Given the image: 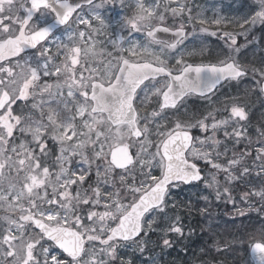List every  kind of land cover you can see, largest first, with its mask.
Returning a JSON list of instances; mask_svg holds the SVG:
<instances>
[{
  "label": "snow or ice",
  "instance_id": "obj_1",
  "mask_svg": "<svg viewBox=\"0 0 264 264\" xmlns=\"http://www.w3.org/2000/svg\"><path fill=\"white\" fill-rule=\"evenodd\" d=\"M115 2L0 0V264H137V254L193 234L181 209L208 217L213 201L254 211L260 226L225 240L209 225L201 252L247 243L253 264H264V111L256 126L250 108L253 94L264 105V0H239L234 15L214 4L211 16L195 0H119L132 11L122 24L144 40L111 41L118 55L93 67L106 51L94 39L107 27L101 10ZM58 26L66 41L50 39ZM208 37L222 43L212 48ZM257 47L258 64L241 58ZM197 56L209 62H189ZM249 79L242 94L222 93ZM193 96H223V106L185 119ZM117 129L127 143H113ZM185 186L204 207L176 200ZM216 255L201 264H224ZM141 264L160 262L150 254Z\"/></svg>",
  "mask_w": 264,
  "mask_h": 264
},
{
  "label": "rangeland",
  "instance_id": "obj_2",
  "mask_svg": "<svg viewBox=\"0 0 264 264\" xmlns=\"http://www.w3.org/2000/svg\"><path fill=\"white\" fill-rule=\"evenodd\" d=\"M195 3L203 5L206 9V15L211 16L212 15V7L214 4H222V11L225 14H230V15H234L237 14L235 9L239 6V0H237L236 3L233 2V0H195ZM87 12V11H85ZM132 14V11L127 8V7H122L119 3V0H116L115 3L112 4H108L105 6L104 9L101 10V15L102 17L105 19V23L107 25V27L104 29L102 34L96 35L94 37V39L100 41L99 45H98V49H105L106 51L101 54L96 61H94L92 63L93 67H96L97 65H101V61L106 62L107 60L111 59V57L107 56V52H111L113 54V57L118 55L117 51L113 48V45L111 43V41L113 40H118L120 39L122 36L123 37H128L129 35H131L132 39L138 40V41H143L144 40V35L143 33H130L127 26L122 24L123 18L126 16H130ZM93 23H97L95 21H93ZM84 26H81V29H83ZM61 40L66 41V32H64L63 34L59 35ZM216 39V37H208V39ZM208 42V41H207ZM123 47H128L127 41L122 42ZM53 50H55V46L52 45ZM259 51H261V48L259 47ZM119 55H125V56H129V54L127 53H119ZM199 57V56H197ZM132 59H135L133 57H130ZM242 58V57H241ZM249 60H253V56L252 57H248ZM201 60H204V58H201ZM102 66V65H101ZM77 67L79 68V65H77ZM85 75H87V73H85ZM55 77H48V78H43L41 83L44 82H48V83H52L55 81ZM228 87H225V89H227ZM223 91V89H222ZM192 98V97H190ZM260 98V97H259ZM189 99V98H188ZM219 99H221V96L218 97H213L214 101H218ZM262 98H260L261 100ZM208 101H207V105H208ZM216 103H214V105H208L210 108H215L216 107ZM264 108V107H263ZM181 111L183 112V109H181ZM171 114L169 113V116ZM251 128H249L248 131H250ZM18 135V134H17ZM111 136L114 137L113 143H116V140H121L124 143H127V138L129 136V132L127 130H120L117 129L115 132L110 133ZM203 138V137H201ZM218 138L223 140V134L222 132L218 133ZM153 139H155V137H153ZM256 139V133L254 134V138L253 140L255 141ZM131 150L134 151V153L136 152V147L133 146L131 147ZM202 162V161H200ZM202 187V184H201ZM196 190L194 188H191L190 186L185 188L183 191H176L174 192V196L176 198L177 201H183L185 204H187L188 199L192 200L195 199L197 200V197L195 195H193V193ZM231 205V204H230ZM232 206V205H231ZM2 211V209H0ZM181 214L186 217L188 219L187 225L185 227V233L187 234V226L191 225V227L193 228V234L188 237L187 239H181L180 241H178L176 244L173 245L172 248L170 249H163L161 248L159 245H157L153 250L152 253H145L144 256H139L137 254V264H141V262L148 256V255H155L159 262H162L163 260L165 261H169L173 264H184V261L190 263L192 262L193 264H199V262H193L194 261V257L197 258L200 256L201 252L200 251V247L196 248L195 251L192 249L193 248V244L194 241L198 238H200L202 236V234L200 233V230L198 227H195L193 225V219H194V214L192 213L191 216H189L187 214V210L186 209H181ZM152 235V234H150ZM175 234H171L170 235V239L174 238ZM154 239V238H153ZM158 250V251H156ZM250 262V259H249ZM246 264V263H244ZM251 264V262H250Z\"/></svg>",
  "mask_w": 264,
  "mask_h": 264
},
{
  "label": "trees",
  "instance_id": "obj_3",
  "mask_svg": "<svg viewBox=\"0 0 264 264\" xmlns=\"http://www.w3.org/2000/svg\"><path fill=\"white\" fill-rule=\"evenodd\" d=\"M257 35H259V26L257 28ZM252 50V49H250ZM255 50V49H254ZM260 54L253 55V63L256 61H259ZM243 91V87L241 88V92ZM240 92V93H241ZM250 105L252 106V121L254 125L258 126L259 123V117L260 112L264 111V108L258 103L257 99L250 97ZM255 127H253V131L251 134L255 132ZM258 146V145H254ZM239 148H243L244 145L241 144L238 146ZM251 179V178H250ZM241 188L244 186L241 185ZM251 188V186H249ZM247 190V189H246ZM253 201L258 200V198L253 197ZM220 211L222 212L221 216V222L220 225L217 226V228H213L212 230L217 234V238H223L225 240H229L232 238L233 235L238 234L241 230H243L245 233H250L254 228H258L260 226L259 218L257 217L256 213L248 212L246 216H239L236 214V212L233 210V207H230L229 204L227 206H224L220 202ZM238 207L246 208L247 205L243 203H238ZM259 206V204H257ZM208 231V230H205ZM207 239H209V234ZM207 239H205L202 244L201 242H198L195 246L200 247L201 249H207L209 243L207 242ZM211 240V239H210ZM212 243V240H211ZM249 246L247 243H245L243 246L236 245L235 251L228 253L227 255L220 254L216 255L214 252H204L201 253L199 257L196 258L197 262H201L202 260H207L209 258V255H216L217 260L224 261V264H249ZM185 263V261H184Z\"/></svg>",
  "mask_w": 264,
  "mask_h": 264
},
{
  "label": "flooded vegetation",
  "instance_id": "obj_4",
  "mask_svg": "<svg viewBox=\"0 0 264 264\" xmlns=\"http://www.w3.org/2000/svg\"><path fill=\"white\" fill-rule=\"evenodd\" d=\"M85 11H87V7H85ZM21 15H23V13H21ZM51 17H46L44 21H41V23H51ZM65 32L64 27L57 29L55 31V33H53L54 35H52V37H50V39H54L55 37H59V35L63 34ZM31 50H29L30 52Z\"/></svg>",
  "mask_w": 264,
  "mask_h": 264
},
{
  "label": "water",
  "instance_id": "obj_5",
  "mask_svg": "<svg viewBox=\"0 0 264 264\" xmlns=\"http://www.w3.org/2000/svg\"><path fill=\"white\" fill-rule=\"evenodd\" d=\"M76 2H78V0H76ZM56 28H57V27H56ZM158 35L164 36V35H166V34L160 33V34H158ZM129 151H130V150H129ZM130 153H131V151H130ZM116 154H117V155H120V156H123V155H124V151H123V149H122L120 146L116 148ZM250 256H251V260H252V262H253V256H252L251 251H250Z\"/></svg>",
  "mask_w": 264,
  "mask_h": 264
}]
</instances>
